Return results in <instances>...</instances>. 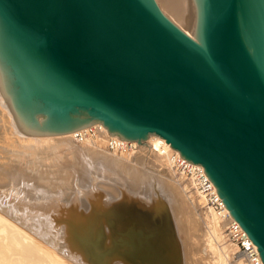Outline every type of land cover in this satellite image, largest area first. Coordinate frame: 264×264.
<instances>
[{
	"label": "water",
	"instance_id": "water-1",
	"mask_svg": "<svg viewBox=\"0 0 264 264\" xmlns=\"http://www.w3.org/2000/svg\"><path fill=\"white\" fill-rule=\"evenodd\" d=\"M0 91L27 133L161 136L264 264V0H0Z\"/></svg>",
	"mask_w": 264,
	"mask_h": 264
},
{
	"label": "bare ground",
	"instance_id": "bare-ground-1",
	"mask_svg": "<svg viewBox=\"0 0 264 264\" xmlns=\"http://www.w3.org/2000/svg\"><path fill=\"white\" fill-rule=\"evenodd\" d=\"M200 175L155 133L24 132L0 91V264H245L225 233L237 221Z\"/></svg>",
	"mask_w": 264,
	"mask_h": 264
},
{
	"label": "built area",
	"instance_id": "built-area-1",
	"mask_svg": "<svg viewBox=\"0 0 264 264\" xmlns=\"http://www.w3.org/2000/svg\"><path fill=\"white\" fill-rule=\"evenodd\" d=\"M184 171H188V170L184 169ZM209 181L210 179L208 177L207 179H205L202 177V175H200L199 187L204 193H207L208 195L209 192H211L212 190V186L210 184L211 181L210 182ZM208 201L215 207L221 206V202L215 196H208ZM225 233L231 239V241L236 245L237 253L243 258L245 264H262V260L256 245L250 240L246 232L244 230L242 231L241 226L237 222L229 221L225 227Z\"/></svg>",
	"mask_w": 264,
	"mask_h": 264
},
{
	"label": "rangeland",
	"instance_id": "rangeland-1",
	"mask_svg": "<svg viewBox=\"0 0 264 264\" xmlns=\"http://www.w3.org/2000/svg\"><path fill=\"white\" fill-rule=\"evenodd\" d=\"M177 171H179V169H177ZM184 172H185L186 176L190 175V173L188 171H184Z\"/></svg>",
	"mask_w": 264,
	"mask_h": 264
}]
</instances>
